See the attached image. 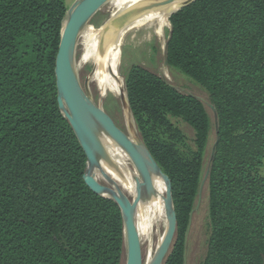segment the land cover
Wrapping results in <instances>:
<instances>
[{"label":"trees","instance_id":"obj_1","mask_svg":"<svg viewBox=\"0 0 264 264\" xmlns=\"http://www.w3.org/2000/svg\"><path fill=\"white\" fill-rule=\"evenodd\" d=\"M66 9L64 0H0V264H123L119 208L86 185V156L57 103ZM169 24L165 62L205 96L140 65L125 79L145 146L170 181L177 234L163 264H185V232L204 181L201 264H264V195L247 184L264 158V0H192ZM210 115L214 142L201 176ZM151 123L186 138L191 156L148 135Z\"/></svg>","mask_w":264,"mask_h":264},{"label":"water","instance_id":"obj_2","mask_svg":"<svg viewBox=\"0 0 264 264\" xmlns=\"http://www.w3.org/2000/svg\"><path fill=\"white\" fill-rule=\"evenodd\" d=\"M107 1L109 0H75L66 12L54 61L57 103L86 156L87 169L83 175L86 185L93 192L112 200L119 208L123 225V264H142L140 238L136 224V209L141 197V189L140 186H137L136 197L133 200H129L117 184L111 183L110 186H106L98 182L95 176L89 172V169L97 163L98 156L103 159L106 158L100 132L109 136L126 151L139 171L146 191L151 190V172L158 171L161 174L165 185L164 211L167 228L149 264H163L176 230V214L172 203L170 181L161 172L162 170L143 144L133 126L130 125L129 133L124 131L102 108L93 103L85 102L81 98L74 82L72 69L68 64V57L79 31ZM165 1L168 0L150 1L144 3L141 8H150ZM190 1L192 0H184L175 11ZM165 47L166 41L164 43V52ZM85 88L87 89V80L85 81ZM123 105L129 109L128 99L124 90ZM101 175L103 179H108L104 172H101Z\"/></svg>","mask_w":264,"mask_h":264},{"label":"bare ground","instance_id":"obj_3","mask_svg":"<svg viewBox=\"0 0 264 264\" xmlns=\"http://www.w3.org/2000/svg\"><path fill=\"white\" fill-rule=\"evenodd\" d=\"M150 1L155 0L107 1L110 20L95 33H88L87 42L84 44L85 51L86 49L90 51V62L92 59L94 66L93 72L90 74V80L99 93L100 100L108 95L119 98L126 116L128 115V109L123 105V90L117 73L118 56L124 38L130 31L143 29L146 36L150 34L158 39L163 50L162 36L164 27L168 25V16L184 0H168L150 8H141L144 3ZM84 27L85 25L79 31L78 36H80ZM68 64L72 69L74 82L81 98L85 102L93 103L103 108L100 101L96 103L90 95H86L81 89L78 80V69L74 61V46L68 57ZM121 80H123L122 77ZM127 123L129 124L128 120ZM100 135L106 158L98 159L97 163L89 169V172L99 182V176L93 170L98 168L100 163V176L102 177L101 172H104L109 179H104L103 184L106 186H110L111 183L117 184L129 200H133L136 197L137 186H140L141 197L136 209V224L140 238L141 261L142 264H149L167 228L164 211L165 185L161 174L158 171L151 172V190L146 191L142 184V177L126 151L109 136L101 132ZM99 160L102 161L99 162ZM125 165L130 166L134 173L135 177H133L132 181L128 179L124 169H122V166ZM159 225L162 227V233L157 231Z\"/></svg>","mask_w":264,"mask_h":264},{"label":"rangeland","instance_id":"obj_4","mask_svg":"<svg viewBox=\"0 0 264 264\" xmlns=\"http://www.w3.org/2000/svg\"><path fill=\"white\" fill-rule=\"evenodd\" d=\"M74 1L75 0H64L67 8L66 12ZM178 6L179 4L177 5V7ZM109 20L110 13L108 12V3L106 2L90 17L86 24H84L85 27L83 28L80 36L76 38V42L74 44V61L78 69V80L80 82L82 91L86 95H90L96 103L100 101L103 107L102 109L110 117H112V119L120 128L129 133V124H131V126L134 127L136 133L145 145L143 135L138 129L130 108L127 110L128 115L126 116L125 110L122 108V104L119 98H114L111 95H108L107 97L100 100L99 93L96 91L93 82L90 80V74H92L94 66L92 64V59L90 62V51L88 49H86L85 51L84 44L87 42L86 40L89 36L88 33H95L96 31L101 29ZM167 22L168 25L164 27L163 30V43H165L167 35L170 31V24L168 19ZM88 43L91 44L90 42ZM134 65L143 66L144 68L155 72L159 76H162L169 83L183 88L186 91H190L200 96H205V91L202 87H200L197 83L186 77L175 68H172L166 64L164 59V48L162 50L161 44L156 37L150 34L146 36L143 29L130 31L125 36L118 56L117 73L119 76L120 84L122 85L125 94V79L129 69H131V67ZM121 77L123 80H121ZM86 80L87 89L85 88ZM127 120L129 124L127 123ZM210 121L211 128L208 135L207 145L204 151L201 176H203V174L206 172L211 147L214 142V126L211 115ZM172 122L176 125V127H178V129L184 136H187L188 138L192 137V130L185 123L177 120H172ZM145 132L148 135L154 137L157 141L166 143L171 146L175 150V152L182 157L188 158L193 152V148L186 138H183V136L176 133L174 129H170L165 125L151 123L146 127ZM98 159H102V157L98 156L97 160ZM100 161L102 160H99V162ZM99 169L100 163L99 167L94 168L93 172L98 174L99 182L103 184L104 179L100 176ZM122 169H124V173L126 174L128 179L132 181L133 177L135 176L131 167L125 165L122 166ZM247 184L248 188H251V190L255 192L257 196L261 197L264 195V158L252 169L250 173L249 183ZM200 189V194L195 202L196 207L191 214V220L188 225V229L185 232V264H201L206 252V243L209 233L207 181H204V183H202ZM161 228V225H159L157 228V231L160 233H162ZM176 234L177 230H175V234L168 254L171 252L175 244Z\"/></svg>","mask_w":264,"mask_h":264}]
</instances>
